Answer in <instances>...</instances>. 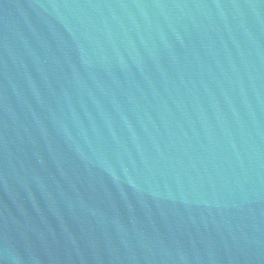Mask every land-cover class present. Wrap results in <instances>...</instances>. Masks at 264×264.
<instances>
[{
	"label": "water",
	"instance_id": "95a60500",
	"mask_svg": "<svg viewBox=\"0 0 264 264\" xmlns=\"http://www.w3.org/2000/svg\"><path fill=\"white\" fill-rule=\"evenodd\" d=\"M0 264H264V0H0Z\"/></svg>",
	"mask_w": 264,
	"mask_h": 264
}]
</instances>
